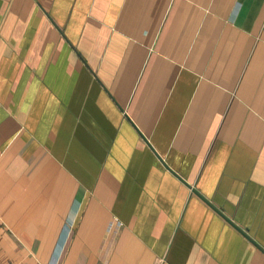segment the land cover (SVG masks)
Wrapping results in <instances>:
<instances>
[{
	"label": "crops",
	"instance_id": "0c3cea01",
	"mask_svg": "<svg viewBox=\"0 0 264 264\" xmlns=\"http://www.w3.org/2000/svg\"><path fill=\"white\" fill-rule=\"evenodd\" d=\"M0 264H264V0H0Z\"/></svg>",
	"mask_w": 264,
	"mask_h": 264
}]
</instances>
